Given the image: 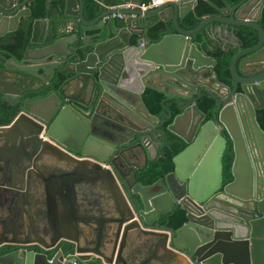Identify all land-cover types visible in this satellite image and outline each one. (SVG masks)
I'll return each instance as SVG.
<instances>
[{
	"label": "water",
	"instance_id": "1",
	"mask_svg": "<svg viewBox=\"0 0 264 264\" xmlns=\"http://www.w3.org/2000/svg\"><path fill=\"white\" fill-rule=\"evenodd\" d=\"M30 1L0 0V36L30 14ZM194 1L109 8L87 20L82 0H64L72 23L93 25L95 38L47 42V30L1 60L0 94L15 114L0 125V264H264V131L255 116L264 106V29L257 22L264 0H240L226 6L227 16L208 15L184 29L178 18ZM245 5L257 6L256 15H238ZM112 12L127 14L125 35L109 36L115 28L102 17ZM149 15L164 23L156 41L146 39L140 22ZM210 21L258 33L254 45L232 55L230 84L192 40ZM157 75L165 85L146 80ZM213 81L230 93L215 91ZM145 87L164 94L157 114L142 99ZM79 91L89 97L78 98ZM203 93L215 103L207 119L198 106ZM167 119L166 129L186 146L173 156L172 170L142 184L137 148L145 166L147 144L160 145ZM227 140L232 179L223 183ZM40 169L63 174L50 196ZM175 206L184 222L161 224ZM51 209L59 227L51 224Z\"/></svg>",
	"mask_w": 264,
	"mask_h": 264
},
{
	"label": "trees",
	"instance_id": "2",
	"mask_svg": "<svg viewBox=\"0 0 264 264\" xmlns=\"http://www.w3.org/2000/svg\"><path fill=\"white\" fill-rule=\"evenodd\" d=\"M105 4L114 5L120 3V0H100ZM99 0H82L83 16L87 20L97 17L105 8ZM149 0H137L139 3H147ZM240 0H195L193 7L178 18L179 25L184 29H193L203 17L208 15L219 14L226 5H233ZM30 14L22 16L15 30L5 33L0 36V67L2 61L11 54H19L26 43L29 42L31 36L36 40H42L46 31L49 30V38L47 42H52L60 37L67 36L71 31H79L85 29L84 33L92 35L95 28L93 25L84 26L77 21L75 26L72 23V16L64 13V0H31L28 4ZM264 29V4L261 9L260 17L257 21ZM41 23L42 26H38ZM162 21L148 23L145 30V37L149 41H156L160 37L159 28L163 26ZM223 25L217 21H210L203 27L192 34V40L202 52L212 56L216 60L214 67L218 78L229 84L231 76L229 72V62L237 50L236 46H227L220 38L214 34V27ZM228 26V25H227ZM230 27L232 25H229ZM171 28V27H169ZM235 29L236 38L239 45L242 47H249L254 45L258 40L257 31L246 25H233ZM90 32V33H87ZM93 31V32H92ZM77 43L78 41L75 40ZM164 94L154 88L146 87L142 93V99L150 112L157 114L161 110V99ZM169 106L176 112L173 102H168ZM198 106L208 116L211 115L214 106L213 99L203 93L198 101ZM15 114L14 108L8 105V101L0 94V123H8L12 120ZM256 120L262 130L264 131V106L257 108L255 112ZM171 121L167 119L164 122L165 138L161 141L158 147V155L155 159L148 161L147 165L143 167L137 174L138 180L143 184L153 182L158 177L163 176L172 170L173 156L186 146V142L166 129V125ZM232 161L231 149L226 146L224 155L222 157L223 164V183L232 179L230 174V165ZM185 220L184 211L178 207H173L169 212L162 215L160 223L179 227Z\"/></svg>",
	"mask_w": 264,
	"mask_h": 264
},
{
	"label": "crops",
	"instance_id": "3",
	"mask_svg": "<svg viewBox=\"0 0 264 264\" xmlns=\"http://www.w3.org/2000/svg\"><path fill=\"white\" fill-rule=\"evenodd\" d=\"M120 1L122 2L123 0H120ZM130 1L137 2V0H130ZM251 1L253 2V0H249L248 2L251 3ZM100 3L104 6V8H105L104 10L109 9V6H111L110 4H105L102 1H100ZM194 3H195V1H194ZM235 4H233V5H235ZM233 5H226V6H233ZM226 6L220 12L222 14V16H227L228 15V14H225V12H226ZM256 11H257V6H254V7L250 8L249 5H245V6H242L241 8H239L238 11H237V13H238V15H250V16H254V15H256ZM110 14L102 17V21H103V23L105 25L107 23H112L113 27L115 28L114 30H111L110 31L109 36L115 35L117 33L120 34V35L121 34L122 35H125V31L120 30V28L125 25V19L127 17V14H124V16H122V17H118L116 15L115 16H112ZM165 15H168L167 12H165ZM153 19H155V16L154 15H149L148 17H146V18L143 17L141 19V21H140L141 24H145L144 25L145 26V30H146V27H147L148 23L150 21H152ZM168 23H169V27H171L172 25H171V21L170 20H168ZM229 25H232V26L230 27ZM38 26L39 27L42 26L41 23H39ZM87 26H89V25H87ZM83 30H85V29H82V31L80 30V33L81 32L82 33L80 34L79 37H83L85 35V33H84ZM145 30H144V33H145ZM96 31H97V29L94 30V33ZM214 32H215L214 34H216L220 38V40L223 43H225L227 46H236L237 47V50L239 48H242V46L239 45L240 43H239L238 39L236 38V35H235L236 32H235V29H233V24L218 25V26L214 27ZM87 33H90V32L87 31ZM72 34H76V36L78 37L79 31L78 30L77 31H71V33L69 35H72ZM87 37H88V39H92V38H95L96 36L95 35L93 36V34H92V35H87ZM104 37H107V35L103 34L102 39ZM158 78H159V75H157L155 77H152V78H146V80L148 82L154 83L156 85H165L166 84V83L162 82L161 80H159ZM212 84L214 85V87H216V85H217L214 81H213ZM5 88H6L8 94H10L12 96H14L16 94V90L13 87L6 86ZM71 91L72 90H67V92H71ZM143 91H142V93H143ZM77 93L78 94H75V95L78 98H82V99L86 100L89 97V92L88 91H83V92H80L79 91ZM166 104H168V102ZM49 107H50V102L49 101L44 102V105L42 106V108L40 107L41 108L40 112L42 114H46L47 111H48V109H49ZM161 110H162V108H161ZM207 118H209V116L206 114V119ZM229 118H230L229 119V122L235 123V121H231V119L232 120H235V118L232 117V114H230V117ZM237 118H238V123H239L240 116L239 117L237 116ZM8 123H0V125H4V124H8ZM183 125H184V122L182 121L180 123V127L185 129L186 128V125L184 127H183ZM158 147L159 146H154L153 144H147V151H148L149 156L151 157V158H149L147 160V163H148V161H150L152 159H155L157 157V155H158ZM137 152H138V156H137L136 160H133V161H134V164H135L136 167H141V169H142L143 167H145L147 165V163H146V165L144 166V162H145V155L144 154H145V152L142 149H140V148H137ZM39 171H40V174L42 175V177L44 178V180L47 183V191H48L47 193H48V196H50L51 194L54 193V189L56 187V184L59 182V180H60V178H61V176L63 174L60 173V172H58V171L51 170V169H47V170L40 169ZM41 198L43 200L42 213H43L44 218H46L45 196L42 194L41 195ZM51 211H53V209H51ZM53 212H54V214H52L51 212L49 214V217L51 218V220L53 222L51 224H52L53 227H55V226L56 227H59L60 225L57 222V217H56V214H55L56 212L55 211H53Z\"/></svg>",
	"mask_w": 264,
	"mask_h": 264
},
{
	"label": "built area",
	"instance_id": "4",
	"mask_svg": "<svg viewBox=\"0 0 264 264\" xmlns=\"http://www.w3.org/2000/svg\"><path fill=\"white\" fill-rule=\"evenodd\" d=\"M167 0H149L147 3H139V2H133V1H122L120 3L114 4L109 6V8L114 9V8H140L141 10L155 7ZM110 15L112 16H118L122 17L124 16V13L122 12H112Z\"/></svg>",
	"mask_w": 264,
	"mask_h": 264
},
{
	"label": "flooded vegetation",
	"instance_id": "5",
	"mask_svg": "<svg viewBox=\"0 0 264 264\" xmlns=\"http://www.w3.org/2000/svg\"><path fill=\"white\" fill-rule=\"evenodd\" d=\"M213 88H214V90L215 91H219V92H223V93H226V94H228V93H230V90H228L227 91V89L225 90V88H222V87H220L219 85H216V87H214V85H213ZM237 91H240V88H239V86H237L236 87V92ZM4 98V97H3ZM5 99V98H4ZM215 104V103H214ZM238 117L240 116L239 114L237 115ZM230 123V125H231V127L233 126V123H231V122H229ZM242 126H240V130L243 132V129L241 128ZM228 145V147L230 148V141L229 140H227V144H226V146ZM231 149V148H230ZM261 178H262V176H261ZM262 184H263V187H264V181H263V178H262ZM160 221V220H159Z\"/></svg>",
	"mask_w": 264,
	"mask_h": 264
}]
</instances>
